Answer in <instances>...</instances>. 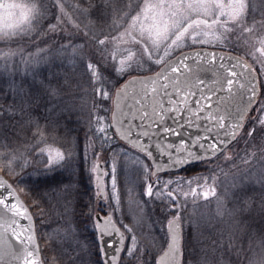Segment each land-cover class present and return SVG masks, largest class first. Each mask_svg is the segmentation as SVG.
<instances>
[{"label": "rangeland", "instance_id": "374dc122", "mask_svg": "<svg viewBox=\"0 0 264 264\" xmlns=\"http://www.w3.org/2000/svg\"><path fill=\"white\" fill-rule=\"evenodd\" d=\"M3 40L16 55L23 52L26 60L20 58L14 75L36 76L39 65L45 64L40 55L51 52L55 40L58 50L68 54L67 59H56V66L49 69L55 73L47 77H56V99L50 93L56 102L54 136L63 139L45 141L31 155L27 145L20 146L24 148L17 155L36 159L46 174L56 165V171L75 175L59 188L48 187L46 197L43 195L56 200V207L53 203L48 206L56 222L51 220L50 227L43 222L44 264H100V260L103 264L96 255L100 251L96 214H111L125 232L119 264H156L168 241V221L175 216L182 225L181 242L189 241L186 252L192 257V241L200 242L199 235L207 226L219 218L223 225L229 223L223 210L228 206L226 194L241 188L239 193H248L253 182L260 187L251 193H264V158L257 155L261 142L257 139L263 136L264 141L260 134L264 132V0H0V42ZM96 40L101 62L80 59L78 67L88 73L89 81L67 89L65 97H60L62 70L75 68L76 54L85 56ZM67 45L70 53L63 50ZM195 46L244 58L257 74L258 92L234 139L221 151L152 174L147 153L118 137L111 125L115 89L129 76L154 71L180 49ZM48 61L52 63L54 58ZM19 83L14 84L19 94L37 102L38 91L31 98L29 88ZM71 101L81 109L79 132L67 127L62 117L72 108ZM68 129L72 138L65 133ZM78 154L84 156L81 167ZM252 160L256 169L248 176ZM98 162H102L103 194L96 174ZM78 171L81 193H77ZM84 203L91 217V235L82 232L72 218L73 211Z\"/></svg>", "mask_w": 264, "mask_h": 264}, {"label": "water", "instance_id": "95a60500", "mask_svg": "<svg viewBox=\"0 0 264 264\" xmlns=\"http://www.w3.org/2000/svg\"><path fill=\"white\" fill-rule=\"evenodd\" d=\"M220 76H226V84L234 85L237 92L231 115L224 121L210 114L216 102L213 87L219 85ZM257 92V74L239 55L206 47L185 50L156 71L130 76L116 88L111 125L118 137L147 153L155 174L221 151L234 139ZM146 102L155 110L144 118L132 108ZM159 104L186 115L163 117ZM209 120L217 125H210ZM102 173V162H98L101 194ZM95 223L103 263L118 264L125 233L110 214L97 215ZM34 228L27 204L0 171V264H43ZM168 230V244L156 264H182L177 217L169 221Z\"/></svg>", "mask_w": 264, "mask_h": 264}, {"label": "trees", "instance_id": "16d2710c", "mask_svg": "<svg viewBox=\"0 0 264 264\" xmlns=\"http://www.w3.org/2000/svg\"><path fill=\"white\" fill-rule=\"evenodd\" d=\"M4 41L0 42V171L15 185V188L32 212L37 240L43 257L45 255L44 223L46 222V227H50L51 220L56 222V215H52L51 209L48 208L49 203H53L56 207V200L51 197L52 195L49 198H45L47 195L45 190L55 185L59 188L60 185L68 182H64L67 178L71 180V178H75V175L74 173L71 175V172L56 171V165L51 167V174H46L40 169L42 165L36 159L17 155L24 148L20 146L27 145L29 147L27 149L28 155H31L45 141L56 143L60 138L61 140L63 139V137L56 139V136H54L56 135V102L51 100L50 93H54L52 96L56 99V77H51L50 79L47 77L49 74L55 73L54 71H49V69L51 68L50 66H56V59L60 57L65 59L68 54L58 50L55 40L51 45V52L40 55L43 58L42 62H45V64L39 65L37 68L39 71H37L36 76L31 78L29 73L20 74V72L14 75L16 72L14 69L19 67L20 58L24 60L23 52L21 53L22 56L20 53L16 55L14 53L15 50L12 51L4 46ZM92 42L93 47L84 53L86 57L79 53L76 54L75 68L65 67L62 70L63 73L60 74L59 78L61 80L62 77L64 84L62 83L59 86L60 97H65L67 89L80 88L79 86L85 85L89 81L88 73L82 72L81 68L78 67L80 59H83L82 61L86 60L87 63L101 62L102 54L99 40ZM67 47L68 45L63 50L68 51ZM51 56L54 61L49 63L48 58ZM18 81H20V86L29 88L28 95L31 94V98L35 91H38L37 94L40 95L37 102H33L25 94H19L14 85ZM45 87L47 90L44 89ZM65 104V102L62 103V105ZM73 104L71 101L72 108L70 107V111L62 117L67 127L76 128L77 132H79L80 126H82L78 119L81 109L80 106L78 108L73 107ZM84 112L87 118V109ZM72 120L75 122H72ZM65 133L69 138H72L73 133L69 129ZM263 133L261 132L260 134L264 135ZM41 138H45V140L42 141ZM257 140L261 141L258 145L260 152L257 155H261L264 158L263 136ZM30 143H33V145L29 146ZM246 155L249 156V153ZM25 159L28 160L24 163ZM256 159L257 157L254 158V160ZM76 160L78 167H81L84 160L83 154H78ZM255 169L252 160L249 165L250 174L248 176H252ZM240 175L242 177V174ZM76 182L78 185L77 193H81L80 191L84 189H80L82 185L80 171L77 172ZM247 185H244V188ZM257 186L259 188L260 184L253 182L248 185V193H239L242 191L241 188L238 192L232 190L231 193L226 194L228 201L226 204L228 206L223 210L229 223L223 225L222 218H219L215 224L213 222V224L211 223L207 226L202 231V234L199 235L200 242L192 241L194 249L192 257H189V252H186L189 247V241L183 239L182 258L184 264H264V193H251L257 190ZM53 209L55 210V208ZM88 211L89 208L84 203L72 213L75 225L82 232L86 231V235L90 234L88 225L91 223ZM247 211H249V214ZM96 255L100 260L98 251ZM191 260L195 261L191 262ZM99 263L102 264L101 260Z\"/></svg>", "mask_w": 264, "mask_h": 264}, {"label": "flooded vegetation", "instance_id": "af4514ba", "mask_svg": "<svg viewBox=\"0 0 264 264\" xmlns=\"http://www.w3.org/2000/svg\"><path fill=\"white\" fill-rule=\"evenodd\" d=\"M198 47V46H195ZM195 47H188V48H183L177 51L176 53L188 49H192ZM218 48V47H217ZM175 53V54H176ZM174 54V55H175ZM172 55V56H174ZM170 56V57H172ZM168 59V58H167ZM211 66V65H209ZM227 83V78L226 76H220L219 77V85L213 87V92L215 91V100L216 102L213 104V110L210 112V114L214 117L216 116H221L224 117L223 121L231 115V111L234 107V103L236 100V90L235 86L232 85L231 83ZM214 97V94L212 96H208L207 98L211 99ZM134 111H136L138 114L142 115L144 118L148 114L150 116V112H152L154 109V106H152V103L146 102L145 104H139V105H134L132 108ZM159 112H161V115L164 116H172V115H180V116H185L186 114L184 112H176L172 111L169 108H166L164 104L160 105L159 104ZM222 121V122H223ZM221 122V123H222ZM208 123L212 126L217 125V122L215 120H209ZM168 230V228H167ZM168 237H169V232H168Z\"/></svg>", "mask_w": 264, "mask_h": 264}]
</instances>
